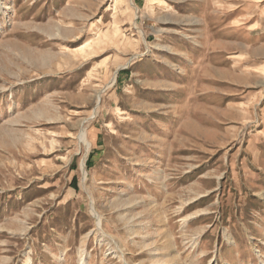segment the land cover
<instances>
[{"label": "rangeland", "instance_id": "374dc122", "mask_svg": "<svg viewBox=\"0 0 264 264\" xmlns=\"http://www.w3.org/2000/svg\"><path fill=\"white\" fill-rule=\"evenodd\" d=\"M0 264H264V0H0Z\"/></svg>", "mask_w": 264, "mask_h": 264}, {"label": "bare ground", "instance_id": "6f19581e", "mask_svg": "<svg viewBox=\"0 0 264 264\" xmlns=\"http://www.w3.org/2000/svg\"><path fill=\"white\" fill-rule=\"evenodd\" d=\"M161 1V0H160ZM171 65V64H170ZM98 98V97H97ZM80 141L81 142H85V138H84V135L83 134H81L80 135ZM81 169H83V164L81 165ZM84 176H85V173L83 172V178H84ZM90 202H92V201H90ZM91 211H92V214H93V217L95 218V220H96V227L98 228V227H100V218H99V216L96 214V212L94 211V209L92 208V205H91ZM189 219V218H188ZM29 261H30V258L27 260V263H29Z\"/></svg>", "mask_w": 264, "mask_h": 264}]
</instances>
